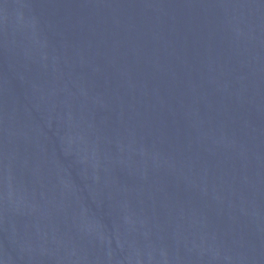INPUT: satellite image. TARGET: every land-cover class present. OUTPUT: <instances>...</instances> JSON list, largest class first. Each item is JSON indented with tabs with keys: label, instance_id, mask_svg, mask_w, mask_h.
Returning <instances> with one entry per match:
<instances>
[{
	"label": "water",
	"instance_id": "95a60500",
	"mask_svg": "<svg viewBox=\"0 0 264 264\" xmlns=\"http://www.w3.org/2000/svg\"><path fill=\"white\" fill-rule=\"evenodd\" d=\"M0 264H264V0H0Z\"/></svg>",
	"mask_w": 264,
	"mask_h": 264
}]
</instances>
